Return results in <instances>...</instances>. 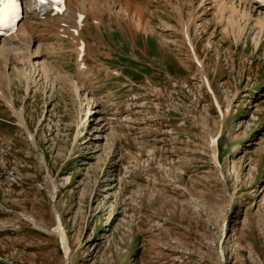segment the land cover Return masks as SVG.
I'll list each match as a JSON object with an SVG mask.
<instances>
[{
    "label": "rangeland",
    "instance_id": "obj_1",
    "mask_svg": "<svg viewBox=\"0 0 264 264\" xmlns=\"http://www.w3.org/2000/svg\"><path fill=\"white\" fill-rule=\"evenodd\" d=\"M209 1L0 44V264H264V22Z\"/></svg>",
    "mask_w": 264,
    "mask_h": 264
},
{
    "label": "bare ground",
    "instance_id": "obj_2",
    "mask_svg": "<svg viewBox=\"0 0 264 264\" xmlns=\"http://www.w3.org/2000/svg\"><path fill=\"white\" fill-rule=\"evenodd\" d=\"M32 3H36L37 1H33V0H29ZM89 1V11H86L85 13L91 14L92 17H94L96 14H98V8L99 6L102 5V3L104 1H106L108 4V2H112V1H117V0H65L66 2V10H64L61 14L60 17H63L64 19H66L67 21H69L68 23L70 24V22L74 25V28L78 29L79 27H81V24L79 21V16L80 14H85L83 12L84 7H85V3ZM103 1V2H102ZM248 4L250 5V7H248L247 5H244L245 0H210L209 2H216L219 3L218 5V10L220 12V14H225L226 13V18L224 17V19H227V24L231 27H233L234 25H236L238 23V20H246V19H252V17H254V14L258 16L259 20H257V23L260 25H262L264 22V12L262 14H258V12L261 13L262 11V5H260V2H256L254 0H247ZM129 2V1H128ZM262 2L264 3V0H262ZM71 4V5H70ZM101 4V5H100ZM107 6V5H106ZM105 3L101 6V8L106 7ZM126 6V4H125ZM87 9V8H86ZM87 9V10H88ZM128 10V9H127ZM105 11V10H104ZM107 12V9L106 11ZM109 12V11H108ZM111 12V11H110ZM117 12H119L121 15H123L124 17H126L125 15V11L121 10V12L118 10ZM218 12V15H219ZM227 12L229 13L227 16ZM101 13V12H100ZM124 13V14H122ZM34 14V13H33ZM105 14V13H104ZM104 14H102L104 16ZM108 14V13H106ZM113 16L112 18H115V14L111 13ZM111 14H109L111 16ZM132 15V14H130ZM262 15V16H260ZM34 16L37 18L38 13H35ZM117 17V16H116ZM132 17V16H131ZM133 18V17H132ZM59 19V18H58ZM103 19V17L101 18V20ZM29 20H31L33 23L31 22H24L23 24H21L17 31L15 32L14 35L9 36L7 38H0V44L5 47L2 49V59L5 58V62L8 60L9 57H15V55L18 53L19 49L18 47H20L21 45H23L22 42H26L27 40H24L26 31H30L29 28L27 27V25L30 26V24H36V20L34 18H29ZM92 20H96L95 18H93ZM98 20V19H97ZM84 23V22H83ZM93 23V22H92ZM104 24V22H103ZM129 24V23H128ZM97 25V24H96ZM264 25V24H263ZM44 26V25H43ZM85 26V25H84ZM187 26V25H186ZM46 27V26H44ZM70 27V26H69ZM97 27V26H96ZM75 29H72L71 31V35L75 36ZM81 29V28H80ZM97 30V28H95ZM44 31V30H43ZM55 32V31H54ZM32 33V32H31ZM185 33V37H188V34ZM28 34L30 35V32H28ZM70 35V36H71ZM50 36V35H49ZM72 36V37H73ZM80 36V35H79ZM36 37V36H35ZM34 37V38H35ZM28 38V37H27ZM34 38H32L34 40ZM26 39V38H25ZM74 39V38H73ZM76 39V38H75ZM30 40V39H28ZM33 40H31L33 42ZM73 41V40H72ZM76 44L80 41V39L76 40ZM16 44H13L15 43ZM74 42V41H73ZM189 45H190V40L188 41ZM28 44L29 41H28ZM40 46V44L37 45V51L34 52V54L32 55L33 57H39L41 54L39 53L38 47ZM78 46V45H77ZM191 47V46H190ZM29 49V48H27ZM26 49V50H27ZM191 52L194 53L193 48L191 47ZM30 54V53H29ZM31 55V54H30ZM29 55V57H31ZM195 58V57H194ZM79 64H82V62L80 61ZM78 64V65H79ZM84 65L82 64V66L80 65L79 69L83 70ZM202 73V72H201ZM29 80V79H28ZM4 98V97H3ZM5 102L7 105H9V107H11V102L9 100L5 99ZM12 108V107H11ZM88 112V111H87ZM20 115V114H19Z\"/></svg>",
    "mask_w": 264,
    "mask_h": 264
},
{
    "label": "snow or ice",
    "instance_id": "obj_3",
    "mask_svg": "<svg viewBox=\"0 0 264 264\" xmlns=\"http://www.w3.org/2000/svg\"><path fill=\"white\" fill-rule=\"evenodd\" d=\"M43 3V0H40ZM57 3L60 0H56ZM16 9V0H0V12L9 11L14 14Z\"/></svg>",
    "mask_w": 264,
    "mask_h": 264
}]
</instances>
